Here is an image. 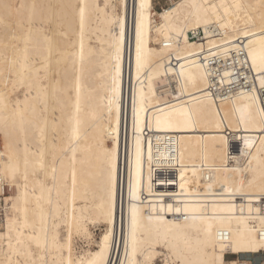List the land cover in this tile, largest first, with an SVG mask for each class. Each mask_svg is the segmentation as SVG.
Returning a JSON list of instances; mask_svg holds the SVG:
<instances>
[{
	"label": "bare ground",
	"instance_id": "bare-ground-1",
	"mask_svg": "<svg viewBox=\"0 0 264 264\" xmlns=\"http://www.w3.org/2000/svg\"><path fill=\"white\" fill-rule=\"evenodd\" d=\"M169 3L0 0V264L264 255V0Z\"/></svg>",
	"mask_w": 264,
	"mask_h": 264
},
{
	"label": "rangeland",
	"instance_id": "rangeland-1",
	"mask_svg": "<svg viewBox=\"0 0 264 264\" xmlns=\"http://www.w3.org/2000/svg\"><path fill=\"white\" fill-rule=\"evenodd\" d=\"M169 5H170V3H169V0H155V9H156V11L157 12H159V13H161V12H163L162 11V9H167L168 7H169ZM0 201H1V203H0V205L3 203L2 202V188L0 187ZM101 232H102V229H95L94 230V234H95V237L96 238H99V235L101 234ZM83 244H81L80 242L78 243V245H77V248L78 247H80V246H82ZM84 246H86V245H84ZM78 250H79V248H78ZM80 251V250H79ZM257 257V256H256ZM255 257V258H256ZM261 257V258H260ZM258 258H260V259H262V261L264 260V255L263 256H259ZM229 259H235V256H228L227 257V260H229ZM257 259V258H256ZM160 264V263H159Z\"/></svg>",
	"mask_w": 264,
	"mask_h": 264
},
{
	"label": "built area",
	"instance_id": "built-area-1",
	"mask_svg": "<svg viewBox=\"0 0 264 264\" xmlns=\"http://www.w3.org/2000/svg\"><path fill=\"white\" fill-rule=\"evenodd\" d=\"M0 203H1V201H0ZM4 211H2L1 210V207H0V222H2L3 221V219H4ZM261 258V257H260ZM260 258H255V256L254 257H252V256H250V261H249V264H263L262 263V259H260Z\"/></svg>",
	"mask_w": 264,
	"mask_h": 264
}]
</instances>
